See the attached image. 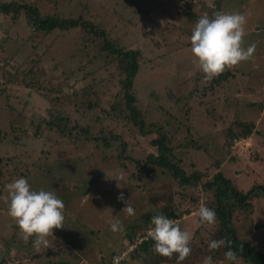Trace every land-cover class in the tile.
Returning a JSON list of instances; mask_svg holds the SVG:
<instances>
[{
    "label": "rangeland",
    "instance_id": "obj_1",
    "mask_svg": "<svg viewBox=\"0 0 264 264\" xmlns=\"http://www.w3.org/2000/svg\"><path fill=\"white\" fill-rule=\"evenodd\" d=\"M14 1L23 3L29 0ZM41 1L46 5L47 0ZM174 2L173 0H157L155 4L152 0H60L59 12L66 18L83 14L85 19L91 18L97 25L107 29L114 26L112 24L113 17L115 18L114 10L117 12L116 15L122 17L124 21H131L133 26L131 30L124 27L116 31L118 34L129 33L130 37L127 38V42L136 41L134 47L140 48L146 59L150 61L147 67L141 70L136 92L137 104L142 108L146 123H166L165 131L168 136L177 139L174 142L175 145H178L180 141H186L189 136L196 138L198 135L203 136L205 133H210L212 136L205 140L200 150L191 149L182 152L178 150L175 153L176 158L181 161L179 166L187 174L193 169L199 170L205 175L204 182L206 179L211 180L216 173L221 172L226 179L236 183L238 190L243 193L247 192L254 184H264V0H224V9L221 8V11L226 13L239 12L246 15L245 44L255 43L257 45L254 57L249 61L246 69L247 73L252 71V76L238 74L235 80H232L230 84L227 83L224 88L226 90L229 88V94H231L226 95L242 106V108L239 107L241 109L238 115L239 120L244 123H254L255 129L248 138L235 141L230 148V154L226 153L227 151L223 148L222 135V130L235 122L230 109L226 110V119L218 122L212 117L202 116L206 103L213 99L212 96H208L205 101L196 97L189 102L191 112L187 111V105L184 107L183 102L175 103L173 99H170V96L186 99L189 92L196 86V80L202 79L203 81V73L192 62L190 39L183 34L186 31L191 33L194 24H188L185 30L183 25L176 23L175 10L171 17H163L167 14L163 10L172 7ZM49 7L53 6L49 4ZM204 14L205 12L202 13ZM11 20L9 16L0 17V50H11L10 53H12L16 47L17 51L12 57V63L17 66L22 64L26 58L33 56L31 47L33 43L35 45L40 43L42 37L40 34L30 38L32 32L25 27L26 21L23 14H19L14 23ZM134 23L136 25H133ZM180 33L183 36H180ZM75 39L76 36H69L66 39H60L57 43L46 40L40 45L48 49L47 54L42 55L41 62L46 78H41L34 69L35 73L30 79H38L36 87L21 84L22 77L19 76V80L14 79L11 86H8L10 94L5 95L3 93L6 89L5 80L0 70V127L6 126L8 131H10V126L21 129L25 127L28 119L35 120L38 116L41 117L45 130L40 139L33 140V145L37 147L39 153L45 152L43 155L62 163V165L59 163L61 170L55 171L52 168L53 172H50V177L37 175L34 176L36 177L34 180L37 188L55 191L58 198L62 199L65 204L64 227L59 230L65 234V229L68 228L66 232L70 230L74 236H67L64 241L73 245L71 242L73 238L77 241L74 245L83 249L91 243V239H96L102 253L106 246L111 249L115 245L119 249L125 245V248L124 240L127 235L125 224L128 226L139 224L146 215L154 214V208L165 210L168 207L174 208L181 202L190 208L191 213L183 216L180 224L182 230L191 233L198 227L196 222L199 217L196 213L202 203L206 205L207 198L203 197L201 185L191 184V187L182 188L174 184L165 170L157 169L153 174L149 172V167L145 166L147 155L157 153L156 148L150 145L151 137L136 136L134 139L127 140L128 145L131 144L134 147L128 146L121 158H118L122 151L118 144L104 149L101 142L98 145L92 140L81 142L84 135L80 132V128L92 127L88 130L90 137L98 136L96 129L99 124L96 121L92 122L91 118L97 115L98 109H90L82 104L89 100L94 101L96 96L91 95L83 99L80 89L106 79L110 73L115 71V67L104 68L103 63H94L86 66L84 74L88 73V75L85 78L81 73H74L77 70L76 65L68 67L64 59L70 57ZM176 41H180L182 45L177 44ZM7 57L5 59L0 54V67L6 61H10V56ZM104 59L101 56L100 60L104 61ZM244 67H246L245 63L241 68ZM14 73L15 71L11 73V76ZM202 85L203 82L199 84V86ZM52 88H58L60 93L49 91ZM151 94L157 98V101L151 99ZM64 95L69 97V102H66V99L63 100ZM54 98L58 100L55 101ZM244 108L247 109L244 110ZM215 112L221 113L219 109ZM58 118L62 119V122ZM51 120L57 123L59 128L49 132L47 123ZM234 128L238 131V128ZM69 129L73 130L71 136H76L78 138L76 141H80L77 146L68 140L69 135L66 133ZM177 132L180 133L179 139L174 137V133ZM82 148L83 150H80ZM125 156L131 159H125ZM152 168L154 169L155 166ZM120 177L123 179L119 180L121 187L118 188L116 179ZM83 179L88 181L91 189L83 187L78 193H72L74 196L71 197L70 192L68 193V185L72 184L77 187L79 181ZM86 190H89V193H86ZM121 193L126 200H131L134 215L128 216L122 213L125 204L118 200ZM183 195L186 196L182 197ZM0 207L4 209V212H0V237L4 239L0 242V256H4L3 253L7 250L28 254L25 245L17 246L16 243L11 242L12 235L15 241L21 238L17 235L19 231L14 232L13 222H7L5 212H7L8 205L5 200L0 202ZM113 219H119L122 222L124 233L111 231L110 224ZM232 223L244 243H254L255 247L264 254V227L255 230V226L264 224V199L254 200L252 206L245 209L236 208L232 214ZM206 227L214 230L217 226ZM85 230L86 235L84 236ZM201 233L203 237L200 240L203 241L206 234L204 231ZM200 240L191 243L190 247L201 250ZM76 246L73 247L75 253L78 252ZM99 250L96 251L97 257ZM62 253L65 254L66 250ZM4 261L6 264H15L6 256H4ZM49 261H52V264H58L53 255L42 257L35 264H45ZM97 261L81 255V259L73 264H97ZM21 264L32 263L27 259ZM129 264L146 263L132 259Z\"/></svg>",
    "mask_w": 264,
    "mask_h": 264
},
{
    "label": "trees",
    "instance_id": "obj_2",
    "mask_svg": "<svg viewBox=\"0 0 264 264\" xmlns=\"http://www.w3.org/2000/svg\"><path fill=\"white\" fill-rule=\"evenodd\" d=\"M191 1L192 0H179L174 8L176 12L175 21L177 24L183 25L184 28L188 27V24L191 25L192 22L196 23L199 19L196 13H192L190 9L189 5ZM153 2L157 1L153 0ZM220 2L221 0L215 1L212 10L207 12L210 18L217 12L216 6L219 5ZM49 4L53 7H49ZM60 6V0H47L46 5H44L41 0H39V3L38 0L24 1L23 3L14 0L9 2L1 0L0 17L9 16V18L11 17L12 19L11 21H13L12 23H14L16 17L19 14H23L26 21L25 27L32 32L30 38L32 36L37 37L40 34L42 37L40 43H36V45L33 43V47H31L33 56L29 59L26 58L22 64L17 66L12 63V57L17 51L16 47H14L12 53H10L11 50H0V54H2L5 59L8 58V55L10 56V61L3 60L6 62L0 67V70H2V78L5 80V82L3 81L4 86L6 88L3 93H5V95L10 94V87L8 86H11L10 84H12L14 79L19 80V76L22 77L21 84H25L28 87H36L38 79H34L36 81L30 79L33 73H35L34 69L37 70L36 73L39 74L41 78H46V73L41 67V62L43 60L42 55L48 52L47 48L40 47L44 41L47 40L57 43L60 39L76 36L71 47L70 57L64 59L66 60L64 63L68 67L76 65L75 67H77V70H75L74 73H81L85 78L86 75H88V73L84 74L86 66L94 63H103L104 68L108 66L115 67V71L110 73L106 79L100 80L93 85L89 84L86 88L80 89L83 99H87L91 95L96 96L94 101L89 100L84 103L82 102V104L90 109H98L97 115L91 116V118L93 120L92 122L96 121L99 124L98 129H96L99 134L98 136L90 137L88 130L92 127L87 129L80 128V132L84 135V139H81V142L92 140V142L94 141L97 145L101 142L104 149L111 148L112 145L118 144L122 149L121 155L118 158H121L128 146L131 148L134 147L131 144L128 145L127 140L134 139L136 136L151 137L150 145L156 148L157 153H148L147 155L145 166L149 167V172L153 174L157 169L165 170L174 184L178 187H191V184L195 186L201 185L203 197L207 198L206 206L216 211L217 222L215 225L217 227L214 228V230L208 227L205 228L206 225L202 226L199 219L198 222H196L198 227L191 232V243L203 237L201 231H204L206 238L203 241L200 240L202 249L200 250L192 247L191 254L185 261L181 262V264L203 263L204 258L207 256H212L214 263L230 264L224 256V253L228 251L227 246L219 250H209V243L212 240L221 238L232 242V249L236 251L240 258V264H264V254L255 247L254 243H244L238 236L237 230L232 223V214L236 208L242 207L245 209L248 206H252L254 200L264 199V184H254L247 192L243 193L237 189L238 186L235 182L226 179L221 172L216 173L211 180L206 179L205 182V175L199 170L193 169L187 174L183 168L179 166L181 161L176 158L175 153L178 150L181 152L191 149L198 151L203 147L205 140L209 139L212 135L210 133H205L203 136L198 135L196 138L189 136L186 141H180L178 145H175L174 142L177 139H172L168 136L165 131L166 123H146L142 108L137 104L138 99L136 92L139 85L138 78L141 74V70L147 67L150 61L146 59L145 54L140 48L134 47L136 41L127 42V38L130 37L129 33L118 34L116 31L124 27L130 28L131 30L133 27L131 25L132 22L128 21V23L124 21L122 17L116 15L117 12L114 10L115 18L113 17L114 22H112L114 26L111 29H107L106 27L97 25L91 18L85 19L83 14L78 17L74 16L69 18L61 16L59 12ZM179 9H181V11ZM133 25L136 24L134 23ZM185 30L187 29L185 28ZM191 33L186 31L183 34L190 39ZM183 34L180 33V36H183ZM124 39H126V41ZM176 42L177 44H181L180 41ZM250 44L252 43L244 44V46L247 47ZM101 56L105 58L104 61L100 60ZM243 63L246 64V67L241 68ZM248 63L249 61L242 62L239 66L226 70L218 78L210 82H203L202 86H199L202 79L196 80V86L189 92L186 99L170 96V99H173L175 103L183 102V104H185L184 107L187 105L186 109L189 112H191L189 102L193 101L196 97L205 101L208 96H212L213 99L206 103V108L202 116L212 117L214 121L218 120V122L226 119V110L230 109V111L233 112V121L235 122L222 130L224 139L223 148L227 151L226 153L229 154L230 148L235 141L244 140L255 131L254 123H244L239 120L238 115L242 106L240 103L233 101V98L227 96L231 94H229V88L227 90L224 89L226 84H230L232 80H235L238 74L242 76H252V71L246 72ZM13 71H15V73L11 76ZM49 91L52 93H60L58 88H52L49 89ZM76 95H78V93H76ZM64 96L63 100L66 99V102H69V97L67 95ZM58 98H54V100L56 101ZM151 99L157 101V98L153 94H151ZM247 106H249V104ZM247 108H244V110ZM216 109H219L221 113L215 112ZM58 120L62 122V119L58 118ZM41 121L42 119L39 116L35 120L28 119L24 128H12L10 126V131L7 130L6 126L2 125L0 127V202L3 201L4 197L7 195L5 191V185L7 183L17 178H25L28 180L33 190H40L43 188H37L35 186L34 179L36 177L34 178V176L41 175L50 177V172H53V169L55 171L61 170V162H55L52 157L50 158L43 155L45 152L39 153L36 149L37 147L33 145V140L37 141L40 139L45 130L43 129ZM52 121L53 120L47 123V129L50 130L49 132L59 128V125ZM234 127L238 128V131H236ZM66 134L69 135L68 140L72 142L73 145L77 146L78 143H80V141H76L78 139L76 136H71L73 134L72 129H69ZM179 136V132L174 133V137H178L179 139ZM80 150H83V148ZM124 158L131 159L129 156H125ZM85 163L90 165L88 162ZM152 166H155V168L153 169ZM79 182L77 187H74L72 184L70 186L68 185V193L70 192L69 195L71 197L74 196L72 193H78L83 187H90L91 189L87 180L83 179ZM89 190H86V193H89ZM80 201H82V199ZM0 212H4L2 207H0ZM161 213L169 219L181 220L183 216L189 215L191 210L181 202V204H177L174 208L168 207L165 210H157V208H154V214L146 215L139 224L129 226L125 224V226H127L125 232V234L127 233V235H125L126 240H124L126 247L135 244L137 240L140 242L136 245V249L129 254L128 259L121 260V264H129L132 259L145 261L146 264H176L175 255L171 259L157 255L153 251L154 242L151 238L147 237V232L153 227L150 224L152 216ZM5 215L7 216V222H13L7 215V212H5ZM12 225H14L12 227L14 232L19 231V228L14 222ZM67 230L68 228L65 229V234L59 229L53 230V237H49V242L51 238L60 239L62 241V243H56L57 247L54 251L51 248L43 247L37 251L32 247L31 243L27 245L22 239L15 241V237L12 235L11 242L16 243L17 246L25 245L27 247L25 250L28 251V254L15 253L7 250L3 255L8 257L15 264H21L27 259L31 261L32 264H35L41 260L42 257H48L49 255H53L58 264H73L75 261L81 259V255L98 260L97 264H113V257L121 255V250L123 251V249L126 248H124L125 245H123V248L119 249H115V245L113 246L114 249H110L109 246H106L102 253L100 244H98L97 240L91 239L89 245L84 246L83 249H79L78 246L74 245L77 241L73 238L71 239L73 245L67 244L64 241V238L71 236V231L69 230L66 232ZM59 233H61V235H59ZM2 240L4 239L0 237V242ZM8 244L7 242V245ZM74 246L78 248V252L76 253L73 252ZM98 249L100 250L97 257L96 251H98ZM64 250H66L65 254L62 253ZM60 255L62 256L60 257ZM4 256H0V264H6ZM45 264H52V261Z\"/></svg>",
    "mask_w": 264,
    "mask_h": 264
},
{
    "label": "clouds",
    "instance_id": "obj_3",
    "mask_svg": "<svg viewBox=\"0 0 264 264\" xmlns=\"http://www.w3.org/2000/svg\"><path fill=\"white\" fill-rule=\"evenodd\" d=\"M246 23V15L239 12L217 11L212 18L205 13L198 19L190 36V52L193 64L203 73L202 82H210L226 70L253 59L257 45L252 43L244 46ZM122 179L123 177L116 179L118 188L121 187L119 180ZM5 191L7 215L19 228L18 237L25 244L31 242L37 251L42 247L49 248V237H53V230L64 227L63 200L58 198L55 191L33 190L25 178H17L7 183ZM118 200L125 204L122 213L128 216L135 214L131 200H126L122 193ZM196 215L202 226L215 225L217 222L216 211L203 203ZM150 224L153 227L147 232V237L154 242L153 251L157 255L169 259L175 255L176 264H181L189 257L192 251V235L181 229L179 219H169L161 213L153 215ZM110 229L113 233L124 231L119 219H113ZM137 244L138 240L121 250V255L113 257V264H121V260L128 259ZM225 246L228 248L224 253L225 259L230 264H240V258L232 249L230 240H212L208 245L210 251ZM131 247L133 248L130 249ZM203 264H214L212 256L205 257Z\"/></svg>",
    "mask_w": 264,
    "mask_h": 264
},
{
    "label": "crops",
    "instance_id": "obj_4",
    "mask_svg": "<svg viewBox=\"0 0 264 264\" xmlns=\"http://www.w3.org/2000/svg\"><path fill=\"white\" fill-rule=\"evenodd\" d=\"M153 1V0H152ZM157 1V0H156ZM176 3L179 2V0H174ZM175 2L173 3L174 5H172V7H168L167 9H164L163 12H166L167 14H164L163 17H166V16H170L173 14L174 12V9L175 8ZM215 1L213 2H210V1H207V0H192L191 3H190V9L192 11V13H196V15L200 18L202 16V13L205 12L207 13L208 11L212 10V7L213 5L215 4L214 3ZM214 3V4H213ZM155 4H157V2H155ZM179 4V3H178ZM223 7L224 9V0H222L219 5L216 6L217 8V11H221V8ZM162 17V18H163ZM191 24H194L193 27L195 26L196 23L192 22ZM249 32V31H248ZM246 34V32H245ZM74 218V216H73ZM87 225V224H85ZM88 226V225H87ZM99 227V226H98ZM100 228V227H99ZM86 235V230L84 231V236ZM71 236L73 237L74 236V233H71ZM56 241V242H55ZM110 241V240H109ZM55 242V244H54ZM56 243H62V241L59 239L57 240L56 238H51L50 239V247L51 249H53V251L56 249L57 247V244ZM54 244V245H52ZM105 247V246H104ZM114 249V248H113ZM117 249V247L115 248ZM62 255H60L61 257ZM90 257V256H89Z\"/></svg>",
    "mask_w": 264,
    "mask_h": 264
},
{
    "label": "water",
    "instance_id": "obj_5",
    "mask_svg": "<svg viewBox=\"0 0 264 264\" xmlns=\"http://www.w3.org/2000/svg\"><path fill=\"white\" fill-rule=\"evenodd\" d=\"M263 227H264V224L259 225V226H255V230H259V229H261V228H263Z\"/></svg>",
    "mask_w": 264,
    "mask_h": 264
},
{
    "label": "built area",
    "instance_id": "obj_6",
    "mask_svg": "<svg viewBox=\"0 0 264 264\" xmlns=\"http://www.w3.org/2000/svg\"><path fill=\"white\" fill-rule=\"evenodd\" d=\"M164 1H168V0H164ZM138 242H140L139 240H138ZM136 246V245H135ZM133 247H131L130 249H132Z\"/></svg>",
    "mask_w": 264,
    "mask_h": 264
}]
</instances>
